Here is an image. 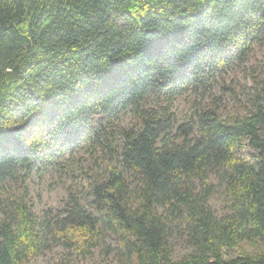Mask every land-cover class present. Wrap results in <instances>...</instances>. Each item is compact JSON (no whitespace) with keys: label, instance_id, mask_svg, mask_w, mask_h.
<instances>
[{"label":"trees","instance_id":"1","mask_svg":"<svg viewBox=\"0 0 264 264\" xmlns=\"http://www.w3.org/2000/svg\"><path fill=\"white\" fill-rule=\"evenodd\" d=\"M256 45L264 0H0V196L82 144L105 156L85 200L42 216L1 202L0 264L110 238L124 264H264V70L242 112L198 105L178 124L170 107L212 95ZM179 237L192 251L175 259ZM243 243L259 249L225 258Z\"/></svg>","mask_w":264,"mask_h":264},{"label":"rangeland","instance_id":"2","mask_svg":"<svg viewBox=\"0 0 264 264\" xmlns=\"http://www.w3.org/2000/svg\"><path fill=\"white\" fill-rule=\"evenodd\" d=\"M264 70V47L256 45L250 54L248 61L242 67H238L228 74H224L213 87V94L202 97L193 92L183 93L173 101L171 110L175 113L177 123L186 121L198 105L214 106L217 102L221 111L228 113L242 112L245 102V93L252 85V75ZM230 88L236 90L234 97ZM214 101V102H212ZM137 119L131 113L124 114L119 120V125L128 127ZM105 156L92 145L82 144L73 151L56 159V163L42 166L23 179L19 177L10 183L6 191L0 196L2 201L9 204V198H24L32 207L34 212L42 216L44 211L56 212L65 207L68 193L79 195L83 200L87 196V185L92 171L103 167ZM214 183L218 180L213 177ZM209 204L217 214H223L227 209V200L222 186L210 197ZM115 239L110 238L107 244H101L87 252L86 249L76 245L61 243L52 246L43 254L30 260L27 264H124V261L114 252L109 250V245L114 246ZM264 246V245H263ZM258 245L243 243L225 251L227 260L234 259L245 253L258 251ZM192 248L182 238L172 240V252L175 259H180L190 253Z\"/></svg>","mask_w":264,"mask_h":264}]
</instances>
